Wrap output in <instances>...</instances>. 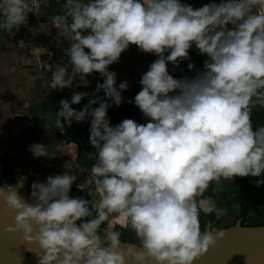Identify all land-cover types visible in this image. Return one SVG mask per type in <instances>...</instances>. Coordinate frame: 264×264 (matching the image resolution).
I'll return each mask as SVG.
<instances>
[{"label": "clouds", "instance_id": "9594fccd", "mask_svg": "<svg viewBox=\"0 0 264 264\" xmlns=\"http://www.w3.org/2000/svg\"><path fill=\"white\" fill-rule=\"evenodd\" d=\"M30 11L31 0H0V30L18 28ZM51 25L71 42L64 50L71 72L50 67L51 89L70 87L76 76L86 87L85 77L99 73L104 79L95 92L103 90L119 107L129 86L117 85L108 66L129 45L156 55L133 101L148 122L125 119L111 126L107 99H91L80 111L62 99L56 113L61 131V118L71 126L91 117L89 139L98 162L77 187L95 185L99 200L71 198L77 177L68 171L33 182L35 203L19 195L20 180L6 192L0 188V198L16 213L6 231L38 243L39 264H127L120 233L106 229L102 237L98 231L115 213L141 240L143 251L127 253L133 264H194L225 234L223 228L201 231L200 212L211 214L216 205L196 198L213 181L264 173V126L253 130L250 115L251 105H264V0H221L197 9L180 0H64ZM193 45L208 57L204 71L173 78L167 64L189 59ZM31 51L37 65L48 67L42 47ZM87 95L74 93L71 104ZM28 151L44 158L47 146L34 143Z\"/></svg>", "mask_w": 264, "mask_h": 264}, {"label": "crops", "instance_id": "0c3cea01", "mask_svg": "<svg viewBox=\"0 0 264 264\" xmlns=\"http://www.w3.org/2000/svg\"><path fill=\"white\" fill-rule=\"evenodd\" d=\"M180 2L197 9L210 3L219 4L221 0ZM63 3L64 0L35 1L31 3V11L24 24L10 32L0 30V184L14 186L21 180L29 193L33 182H45L48 176L63 174L65 171L76 175L78 179L84 175L85 164L92 166L91 160L82 153L91 145V117L80 123L73 121L71 126L61 118V124L64 125L61 131L56 123L60 101L67 100L75 111H80L91 99H107L103 90L95 92L97 84H102L104 79L95 72L85 77L88 82L86 87L76 76L70 87L51 89L50 67L55 70L67 66L71 72L69 57L64 51L71 46V42L58 37L57 29L51 25V17L62 14ZM88 34L87 31L81 32V35ZM40 47L45 50L41 61L48 67L35 62L31 50ZM88 51L85 49V52ZM157 58L154 54L139 50L135 45H129L119 61L108 66L109 71L116 73L117 85L126 81L129 86L121 93L123 99L119 107L107 99L111 105L107 110L111 126L125 119H131L137 124L148 122V118L133 101L142 88V75ZM207 59L193 45L189 49V59L179 61L175 67L168 63L167 69L175 79H192L204 71L203 64ZM189 63L194 66L192 70L188 68ZM78 92L88 95L79 104H71L72 95ZM96 107L99 104L92 105L93 109ZM250 107L252 128L256 130L264 126V105L256 103ZM34 143L47 146L46 157L33 158L28 149ZM92 147L98 155V150ZM257 180H264V173L260 177L247 176L241 180L234 178L230 182L221 180L218 184L213 183L220 194L227 198L233 197L236 215L244 213V226L264 225V184L257 187ZM75 194L72 191L69 196L75 198Z\"/></svg>", "mask_w": 264, "mask_h": 264}, {"label": "water", "instance_id": "95a60500", "mask_svg": "<svg viewBox=\"0 0 264 264\" xmlns=\"http://www.w3.org/2000/svg\"><path fill=\"white\" fill-rule=\"evenodd\" d=\"M82 153L94 163L98 162V157L91 145H89V152L83 150ZM0 188L6 192L7 186L0 184ZM17 190L26 202H36L27 191L24 183H22V186H18ZM15 216L16 213L10 211L4 204L3 199L0 198V248L25 252L36 257L39 261L43 252L38 243L29 244L24 240L22 233L6 231L7 228L14 227ZM207 227L210 228V225L207 224L205 228ZM120 242V250L125 253L127 264H133L127 253L129 251L133 253L143 251V249H140L142 245ZM0 264H39V262H30L27 259L13 257ZM148 264H151V262L149 261ZM194 264H264V225L249 227L236 221L233 226L225 228L224 237L218 239L216 245L195 260Z\"/></svg>", "mask_w": 264, "mask_h": 264}, {"label": "rangeland", "instance_id": "374dc122", "mask_svg": "<svg viewBox=\"0 0 264 264\" xmlns=\"http://www.w3.org/2000/svg\"><path fill=\"white\" fill-rule=\"evenodd\" d=\"M86 152H89V148L85 149ZM98 157V155H97ZM92 166L94 164L93 161H91ZM92 166H88L85 164L83 166V173L84 175H81V178L76 179V181L72 184L70 192L75 191L76 194L74 195L75 198H82L88 201L99 200V195L95 191V185H85L83 189H79L77 185L85 184L87 177L90 174V169ZM244 179L245 177H236ZM223 181V179H221ZM230 182V181H228ZM213 183L218 184L217 182L213 181L209 184V187L205 190L204 193H202L200 196H198L196 199L197 201H205L208 198H211L216 205V211L212 212L211 214H205L203 211L200 212V228L201 231H203L206 227V225H210V228L212 227L213 230L220 229V228H227L230 226H233L236 221H241V225H243L244 221V213L242 212L239 216L236 215V208L233 204V197H228L224 194H220L217 190V186H214ZM256 189V188H254ZM253 190V189H252ZM251 190V191H252ZM95 215V213H93ZM85 221L90 219L88 217L84 218ZM109 222H104L99 231V234L103 237L105 234V230H112V231H118L120 233V241L122 242H128L133 243L136 245H142L141 240L136 236L134 230H132L130 227H122L118 221L117 215L114 213L112 216H110ZM106 243V242H105ZM13 257H19L21 259H27L30 262H39L38 259L28 253L21 252L15 249L10 248H0V263L8 261L9 259Z\"/></svg>", "mask_w": 264, "mask_h": 264}, {"label": "built area", "instance_id": "2783aa9c", "mask_svg": "<svg viewBox=\"0 0 264 264\" xmlns=\"http://www.w3.org/2000/svg\"><path fill=\"white\" fill-rule=\"evenodd\" d=\"M35 1H47V0H31V3L35 2Z\"/></svg>", "mask_w": 264, "mask_h": 264}]
</instances>
